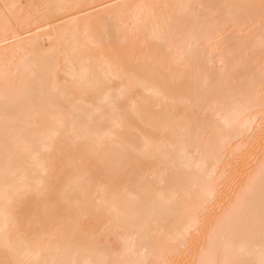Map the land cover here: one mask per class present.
Segmentation results:
<instances>
[{"label": "bare ground", "instance_id": "obj_1", "mask_svg": "<svg viewBox=\"0 0 264 264\" xmlns=\"http://www.w3.org/2000/svg\"><path fill=\"white\" fill-rule=\"evenodd\" d=\"M0 264H264V0H0Z\"/></svg>", "mask_w": 264, "mask_h": 264}]
</instances>
